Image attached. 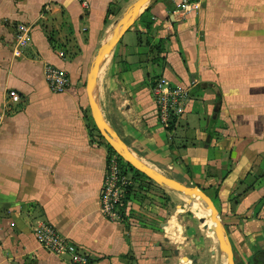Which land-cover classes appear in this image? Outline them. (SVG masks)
Returning <instances> with one entry per match:
<instances>
[{
  "label": "crops",
  "instance_id": "1",
  "mask_svg": "<svg viewBox=\"0 0 264 264\" xmlns=\"http://www.w3.org/2000/svg\"><path fill=\"white\" fill-rule=\"evenodd\" d=\"M85 1L87 9L77 0H0V264H70L36 243L41 224L81 248L88 264H228L197 199L163 187L167 201L132 198L121 221L103 215L108 151L89 135L85 85L137 0ZM180 1L143 8L128 30L135 44L124 34L110 50L93 97L126 149L212 200L234 264H264V0H198L186 18L172 15ZM20 25L31 37L17 57ZM47 67L67 73L63 93L49 90ZM161 77L191 98L169 131L150 93Z\"/></svg>",
  "mask_w": 264,
  "mask_h": 264
},
{
  "label": "built area",
  "instance_id": "2",
  "mask_svg": "<svg viewBox=\"0 0 264 264\" xmlns=\"http://www.w3.org/2000/svg\"><path fill=\"white\" fill-rule=\"evenodd\" d=\"M84 9L88 4L85 0H77ZM198 0H181L175 7L173 16L186 18L200 9ZM31 37V29L27 25L16 28L15 55L20 57L22 50L27 46ZM45 78L49 90L52 93H63L69 87V78L65 71L47 67ZM152 101L155 106L158 123L168 129L175 120L184 116L191 105V98L187 89L173 84L165 77L155 81L150 90ZM9 99L17 103L19 96L16 92L9 93ZM1 123V117H0ZM134 180L125 174L121 164L115 155L109 156L103 178L101 193V211L105 218L111 222L122 220L116 208L123 202L129 187ZM36 243L47 253L55 256H64L69 259L70 264H88L89 256L81 248L70 240L64 238L52 225L41 224L33 231Z\"/></svg>",
  "mask_w": 264,
  "mask_h": 264
},
{
  "label": "water",
  "instance_id": "3",
  "mask_svg": "<svg viewBox=\"0 0 264 264\" xmlns=\"http://www.w3.org/2000/svg\"><path fill=\"white\" fill-rule=\"evenodd\" d=\"M150 1L151 0H137L132 6V14L129 20L124 22L121 27L116 28L107 38V40L101 45L98 51L85 86V92L88 98L92 120L107 145L115 152V154L134 170L145 176L151 183L160 185L186 197L197 199L206 205L215 236L220 246L224 248L227 253L228 264H234L231 245L221 232L219 215L212 200L202 190L186 186L182 183L169 179L147 167L145 164L135 160L127 152L122 142L114 134L109 132L93 97V89L105 57L120 40V38H122L124 34H126L128 30L136 23L141 11Z\"/></svg>",
  "mask_w": 264,
  "mask_h": 264
},
{
  "label": "rangeland",
  "instance_id": "4",
  "mask_svg": "<svg viewBox=\"0 0 264 264\" xmlns=\"http://www.w3.org/2000/svg\"><path fill=\"white\" fill-rule=\"evenodd\" d=\"M132 6L133 5H131V7L129 8V10L123 15V16H121L120 17V20H118V22L115 24V26H114V28H118V27H121L122 25H123V23L124 22H126V21H128L129 20V18L131 17V14H132ZM135 26L136 25H134L133 27H132V29H134L135 28ZM131 29V30H132ZM125 42H127V43H129V44H135V42H136V36H135V34L134 33H132V32H128V33H126V36H125ZM86 86V85H85ZM88 118H90V120H91V128H92V133H93V136L94 137H96L97 138V140L100 142V144L101 145H103V146H108L107 145V143L105 142V140L103 139V137L101 136V134H100V132L98 131V129L95 127V125H94V122H93V120H92V117L90 116V114H89V117ZM109 147V146H108ZM127 152L135 159V160H137V161H139V162H141V163H143V164H145L142 160V158L141 157H139V154H137L136 152H134L133 150H131L130 148L128 149V147H127ZM122 162L124 163V164H126L123 160H122ZM127 166H129L128 164H126ZM147 167H149V168H151L150 166H148L147 164H145ZM131 167V166H130ZM125 169L126 170H124V171H128V169L125 167ZM133 169V168H132ZM151 169H153L154 171H156V172H158L159 174H161L160 172H159V170L158 169H154V168H151ZM134 170V169H133ZM134 171H136V170H134ZM137 172V171H136ZM130 173V175L133 177V179L135 180V181H137L138 183L136 184V183H132V185H131V190H130V192L128 193V196L130 197V199H132V198H134L136 201H143L145 198L147 199L148 198V200H149V206H151V207H154V206H156L157 205V203H159V199H162V201H165L166 199H165V195H163V190H160V189H163V187L162 186H160V185H154L153 183H151L145 176H143L142 174H140L139 172H137V173H139L140 175H142L143 177L141 178V177H136L133 173H131L130 171H128L127 172V174H129ZM147 182H149V183H147ZM154 185V186H153ZM146 190V192L148 193V195L147 196H144V195H142L139 191H141V190ZM166 189V188H165ZM138 190V191H137ZM170 191V190H169ZM171 192V191H170ZM212 195V194H211ZM167 201V200H166ZM200 202V204L206 209L207 207H206V205L204 204V203H202L201 201H199Z\"/></svg>",
  "mask_w": 264,
  "mask_h": 264
},
{
  "label": "trees",
  "instance_id": "5",
  "mask_svg": "<svg viewBox=\"0 0 264 264\" xmlns=\"http://www.w3.org/2000/svg\"><path fill=\"white\" fill-rule=\"evenodd\" d=\"M116 12H117V9H116V7H115L114 5L109 7V9L107 10V13H106V18H105V21H104V25H107V24L109 23V19H110L111 17H114ZM49 41H50V43L53 45L54 41L51 40V39H49ZM171 124H173V123H171ZM170 128H171V126L168 128V131L170 130ZM89 135H90L91 138H94L93 133H92V129L89 130ZM106 149H107V151H108V156H107V158H109V156H111V155H115V156L118 158V160H119V162H120V164H121L122 170H123V172H124L125 174H127V172L130 171V172L133 173L136 177H141V178L143 177L142 175H140L139 173H137L136 171H134V170L132 169V167L127 166L126 164H124V163L122 162V160H121V159L115 154V152H114L110 147L106 146ZM125 167L128 169V171H124V170H126ZM128 175H130V173H129ZM130 176H131V175H130ZM131 178L133 179L132 176H131ZM133 180H134V179H133ZM134 182H135V180H134ZM137 183H138V182H137ZM137 183H136V184H137ZM147 183H149V182H147ZM199 189H200V188H199ZM130 190H131V186L129 187L128 192L126 193V195H125V197H124V199H123V202H122L121 204H119V205L116 206V208H117V210H118V213L121 215V217H123V214L125 213L126 208H127V203H128V201L130 200V197L128 196V193L130 192Z\"/></svg>",
  "mask_w": 264,
  "mask_h": 264
}]
</instances>
